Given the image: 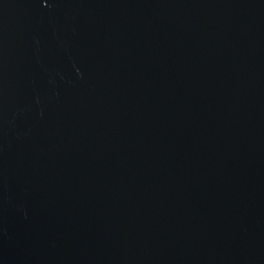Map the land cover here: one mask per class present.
I'll return each instance as SVG.
<instances>
[{
  "label": "water",
  "instance_id": "1",
  "mask_svg": "<svg viewBox=\"0 0 264 264\" xmlns=\"http://www.w3.org/2000/svg\"><path fill=\"white\" fill-rule=\"evenodd\" d=\"M0 264H264V0H0Z\"/></svg>",
  "mask_w": 264,
  "mask_h": 264
}]
</instances>
